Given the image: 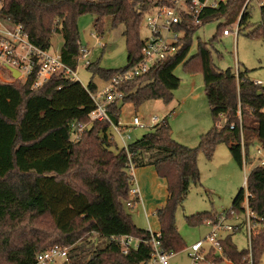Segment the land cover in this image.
Returning <instances> with one entry per match:
<instances>
[{
	"label": "trees",
	"instance_id": "trees-1",
	"mask_svg": "<svg viewBox=\"0 0 264 264\" xmlns=\"http://www.w3.org/2000/svg\"><path fill=\"white\" fill-rule=\"evenodd\" d=\"M163 1L0 0V17L21 24L29 40L43 49H50L52 35L59 33L62 60L70 67L76 65L80 16H95L93 28L99 38L105 33L107 18L111 29L123 25L127 64L116 69L102 68L97 62L86 66L92 76L108 81L138 60L143 14ZM244 3L225 0L204 9L202 23L212 18L223 21L208 42L198 41L196 54L187 58L195 30L187 25L176 53L116 87L122 94L121 104L138 106L150 99L169 103L180 84L174 68L183 62L188 71L199 70L213 124L200 134L194 147L173 139L165 118L129 142L127 151L118 147L108 121L89 122L93 108L89 95V103L52 107L51 97L59 87L71 84L64 75L52 77L39 88H31L29 82H0V264H33L38 251L55 244L68 247L67 259L61 264L147 263L151 237L159 240L160 248L170 256L186 248L175 226L174 211L190 185L199 183V152L211 158L217 145L225 143L241 167L242 155L246 163H252L254 140L264 147V84L251 80L248 70L218 69L210 49L218 33L229 30L234 22L237 33L250 25L249 6L242 10ZM259 13L258 25L248 32L252 36L264 35V5L259 6ZM87 88L96 91L91 81ZM107 108L111 121H118V100ZM72 122L88 126L75 137ZM230 123L235 124L233 128ZM129 161L133 168L153 166L166 181L165 203L154 212L159 232L138 228L128 211V201H139L129 192L133 184ZM246 189L250 207L263 218L251 236L256 264L264 248V165H252ZM243 192L240 188L231 207L223 212H239ZM217 217L218 212L203 211L187 215L185 220L196 226L214 223ZM232 235H226L221 245L224 254L239 263L246 249L239 248ZM125 236H131L133 244L123 252L120 239Z\"/></svg>",
	"mask_w": 264,
	"mask_h": 264
},
{
	"label": "rangeland",
	"instance_id": "rangeland-1",
	"mask_svg": "<svg viewBox=\"0 0 264 264\" xmlns=\"http://www.w3.org/2000/svg\"><path fill=\"white\" fill-rule=\"evenodd\" d=\"M259 6L255 3L249 4L250 25L246 29L240 30L235 35L233 32L237 23L234 22L227 27L230 32L228 35L218 33L217 39L213 41L210 49L212 62L218 69L230 68L233 72H236L238 68L239 70H248L247 75L251 80L264 84V35L252 36L248 34L256 28L260 21ZM94 21L95 16L92 14H84L77 20L79 41L88 50L89 61L97 62L100 67L106 69L124 67L127 64V49L122 34L123 25L111 29L109 28L110 18H107L105 33L103 37L99 38L93 28ZM222 21V19L212 18L195 27L187 58L196 54L198 41L208 42L217 33V26ZM148 34L144 13L140 23L139 36L144 40ZM61 45L62 36L59 33H54L51 37L50 49L58 51ZM173 73L180 78V84L172 92V100L169 103H164L160 99H150L134 106L130 102L121 104V100H118L119 118L124 124H128L134 115H137L142 122H148L152 116H157L160 121L165 118L168 121L172 138L183 145L194 147L198 144L200 134L213 124L204 92L203 76L199 70L188 71L183 62L174 68ZM0 74L3 79H7L1 69ZM78 77L79 81L71 82L69 86L60 88L51 97L53 108L89 103L91 101L89 93L97 95L109 84L108 81L101 80L97 75L92 76V70L86 67H80ZM90 81L96 87L94 92L87 88ZM149 129L150 126L144 128L129 126L127 129L131 135L129 142L140 137ZM114 139L117 146L120 147L121 141L116 136ZM255 148L252 152L255 162L245 163L241 167L235 162L225 143L217 145L211 158H207L203 152H199L197 156L199 183L190 185L183 201L174 211L175 226L188 246L204 238L207 226L205 224L190 226L186 223L185 216L203 211L219 213L224 209H229L239 189L246 188L247 174L260 156ZM259 148L264 152V147L260 144ZM141 209V205L137 202L132 208L128 207L134 224L138 228L146 229V220L143 218V214L137 215ZM230 220L234 222L233 219ZM232 238L239 248L246 247V241L241 233H234ZM183 250L176 253L175 257L173 256L172 264H188L186 251ZM263 251L264 248L262 253ZM62 262V258H55L47 264H61ZM143 264H153V262L150 260ZM256 264H264V254L260 255Z\"/></svg>",
	"mask_w": 264,
	"mask_h": 264
},
{
	"label": "built area",
	"instance_id": "built-area-1",
	"mask_svg": "<svg viewBox=\"0 0 264 264\" xmlns=\"http://www.w3.org/2000/svg\"><path fill=\"white\" fill-rule=\"evenodd\" d=\"M223 1L225 0H166L153 5L146 11L145 19L149 34L143 40L140 57L128 68L116 73L109 79L108 86L101 93L97 95L89 93L93 101V108L88 115L89 122L94 120L108 121L113 137L116 136L121 141V147L127 151L131 138L127 130L129 126L151 127L160 120L157 116H152L148 122H142L137 115H134L128 124L122 123L120 119L116 122L111 121L107 105L115 100H120L122 97L116 87L125 80L145 73L156 62L176 53L186 35L185 26H199L202 23L200 15L204 9L214 8ZM250 3L261 6L264 5V0H245L242 10L248 7ZM1 7L0 2V10ZM229 33V30L223 31V35ZM233 33L237 34V27ZM89 63L88 50L81 45L80 41H78L76 65L70 67L63 62L60 50L43 49L37 46L29 40L21 24L9 22L0 17V69L7 78L6 80L3 79L0 74V82H29L31 88H39L52 77L58 75H64L71 82H77L79 81L78 70L80 67H86ZM11 68L18 71L17 77L12 75ZM237 115L241 125L239 111H237ZM234 125V123H230V128H233ZM87 126L88 123L72 122L71 129L74 136L80 135ZM256 152L261 155L260 149H257ZM245 163L244 155H242V165ZM255 164L264 165V156L258 157ZM128 169L133 177L134 168L130 161L128 162ZM129 192L132 196L138 197V189L133 184ZM249 196L250 192L245 188L239 212L230 211V213H226L221 211L218 213L216 222H208L209 230L204 238L188 247V264H254L251 236L261 226L263 218L259 217L250 207ZM136 202L130 200L127 202V206L132 208ZM230 219H233L234 222ZM230 233H241L244 241H246V247H244L246 252L239 263L227 257L223 252L221 240ZM150 243L152 248L150 260L154 264H169L170 255L160 248L159 240L151 237ZM120 244L123 252H126L129 246L133 244V238L131 236L122 237ZM67 253L68 247L55 244L43 251H38L33 264H47L55 258L65 260Z\"/></svg>",
	"mask_w": 264,
	"mask_h": 264
},
{
	"label": "crops",
	"instance_id": "crops-1",
	"mask_svg": "<svg viewBox=\"0 0 264 264\" xmlns=\"http://www.w3.org/2000/svg\"><path fill=\"white\" fill-rule=\"evenodd\" d=\"M253 142L254 145L250 153L251 156L255 147L256 150L260 149L259 143L256 142V140H254ZM260 156H264V152H262ZM252 161L255 162L253 156H252ZM133 182H134V186L138 189L139 201L137 203H139L142 208L141 211L137 213V215L140 216V214H143V218L146 220L145 223L146 229H148L151 232H159L160 225L154 212L157 208L163 206L165 203L167 196L165 179L157 175L153 166H141L136 169H133ZM204 224L207 226V232H208L209 224L208 223H204ZM190 245L188 246L186 242V248L184 250L186 251L187 258H188V247H190ZM262 254H264V251ZM173 256L175 257L176 254L170 256L169 264H172L171 259L174 258Z\"/></svg>",
	"mask_w": 264,
	"mask_h": 264
},
{
	"label": "water",
	"instance_id": "water-1",
	"mask_svg": "<svg viewBox=\"0 0 264 264\" xmlns=\"http://www.w3.org/2000/svg\"><path fill=\"white\" fill-rule=\"evenodd\" d=\"M11 70V72H12V75L14 76V77H17L18 75H19V73H18V71L17 70H15V69H10Z\"/></svg>",
	"mask_w": 264,
	"mask_h": 264
}]
</instances>
